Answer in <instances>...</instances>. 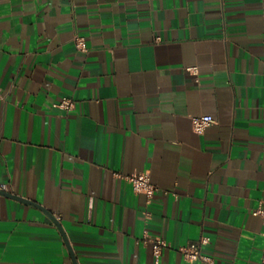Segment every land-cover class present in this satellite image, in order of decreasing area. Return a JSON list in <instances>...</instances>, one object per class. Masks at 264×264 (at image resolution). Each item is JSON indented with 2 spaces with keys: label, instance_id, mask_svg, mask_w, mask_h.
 <instances>
[{
  "label": "crops",
  "instance_id": "crops-1",
  "mask_svg": "<svg viewBox=\"0 0 264 264\" xmlns=\"http://www.w3.org/2000/svg\"><path fill=\"white\" fill-rule=\"evenodd\" d=\"M0 191V264H259L264 0H0Z\"/></svg>",
  "mask_w": 264,
  "mask_h": 264
},
{
  "label": "built area",
  "instance_id": "built-area-1",
  "mask_svg": "<svg viewBox=\"0 0 264 264\" xmlns=\"http://www.w3.org/2000/svg\"><path fill=\"white\" fill-rule=\"evenodd\" d=\"M73 45L78 52L84 53L86 51L85 41L79 36H74L72 39ZM186 72L196 76V67H190L186 69ZM74 102L70 99H62L59 103L52 105L53 109L63 111L65 113L71 112L74 109ZM214 124V121L209 116H199L190 118L191 129L194 134L200 136L204 131ZM115 178H122L131 187V190L136 195H141L145 200L151 199V197L158 191V189L150 182V179L146 173L134 174L128 177H122L121 175L114 174ZM252 216L260 219L262 226H264V198L258 201L257 207L252 212ZM264 237V233H262ZM143 244H147L151 247L154 264H158L161 252L168 247L164 239L161 238H149L145 237L142 241ZM206 243L204 239L196 242L189 243L184 247L178 249V252L182 258L186 261H197L203 264H214L213 261L202 254L201 248ZM264 264V249H262L260 256V263Z\"/></svg>",
  "mask_w": 264,
  "mask_h": 264
},
{
  "label": "water",
  "instance_id": "water-1",
  "mask_svg": "<svg viewBox=\"0 0 264 264\" xmlns=\"http://www.w3.org/2000/svg\"><path fill=\"white\" fill-rule=\"evenodd\" d=\"M0 194H3V193L0 191ZM3 195L8 196V195H6V194H3ZM8 197H10V196H8ZM11 198H14L15 200H18V201H21V202H24V203L30 204V203H28L27 201H22V200H20V199L15 198V197H11ZM34 206H35V205H34ZM37 208H38V207H37ZM48 217L51 219V221H52V222L54 223V225L56 226V228H57V230H58V232H59V234H60V236H61V238H62V240H63V243H64V245H65V248H66V250H67L69 256L73 259L72 252H71L70 247H69V245H68V243H67V241H66V239H65V237H64V235H63V233H62V231H61V229H60V226H59L58 223L53 219V217H51L50 215H48ZM73 264H75V263H74V260H73Z\"/></svg>",
  "mask_w": 264,
  "mask_h": 264
}]
</instances>
